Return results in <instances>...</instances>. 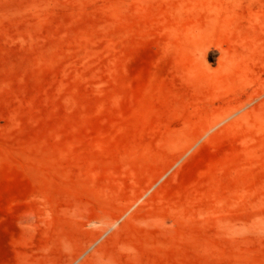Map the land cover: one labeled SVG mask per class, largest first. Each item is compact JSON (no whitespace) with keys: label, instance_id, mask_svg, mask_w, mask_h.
I'll return each instance as SVG.
<instances>
[{"label":"rangeland","instance_id":"rangeland-1","mask_svg":"<svg viewBox=\"0 0 264 264\" xmlns=\"http://www.w3.org/2000/svg\"><path fill=\"white\" fill-rule=\"evenodd\" d=\"M0 264H264V0H0Z\"/></svg>","mask_w":264,"mask_h":264}]
</instances>
